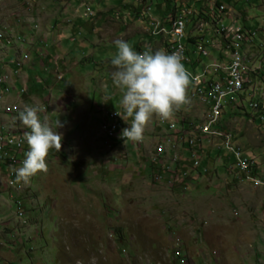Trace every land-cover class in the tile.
<instances>
[{
	"label": "rangeland",
	"instance_id": "obj_1",
	"mask_svg": "<svg viewBox=\"0 0 264 264\" xmlns=\"http://www.w3.org/2000/svg\"><path fill=\"white\" fill-rule=\"evenodd\" d=\"M217 1L223 10L216 9ZM149 5L151 12L140 0H0V72L6 76L0 119L15 116L13 125L25 134L30 129L15 105H8L9 117L3 109L9 103L22 110L38 106L41 121L47 118L63 136L60 152L51 149L46 157L47 173L27 184L17 182L14 171L26 158V140L15 167L0 160V264H264V124L253 118L247 94L227 101L217 129L246 150L260 178L238 167L234 173L222 137L201 131L208 108L193 99L191 85L190 102L167 121L153 118L141 143H125L103 128L113 121L110 113H124L111 75L116 40L139 53H169V38L155 36L148 18L181 15L185 5L194 33L207 17L214 28L209 15L216 9L239 25L260 28L256 40L264 42V0ZM221 23L229 20L222 17ZM171 121L177 132L168 128ZM192 126L200 133H188V141H199L190 156H199L205 171L196 169L195 179L182 153L187 136L176 140ZM125 127L130 125L122 119L118 130Z\"/></svg>",
	"mask_w": 264,
	"mask_h": 264
},
{
	"label": "clouds",
	"instance_id": "obj_2",
	"mask_svg": "<svg viewBox=\"0 0 264 264\" xmlns=\"http://www.w3.org/2000/svg\"><path fill=\"white\" fill-rule=\"evenodd\" d=\"M117 51L112 55L113 84L122 93L120 101L124 114L117 112L130 127L122 129L125 143L141 142L144 132L153 118L164 122L172 118L182 105L190 102L187 89L191 74L184 67L179 52L167 53L160 49L139 53L123 40H116ZM38 106L25 105L19 111L25 132L28 151L22 166L14 169L16 181L27 184L39 173H47L46 157L51 149L60 152L63 136L48 123L41 121ZM130 120V123H129ZM61 127L60 121L55 125Z\"/></svg>",
	"mask_w": 264,
	"mask_h": 264
},
{
	"label": "built area",
	"instance_id": "obj_3",
	"mask_svg": "<svg viewBox=\"0 0 264 264\" xmlns=\"http://www.w3.org/2000/svg\"><path fill=\"white\" fill-rule=\"evenodd\" d=\"M240 1H250V0H240ZM151 0L140 1L142 4H147ZM218 9L217 6H215ZM212 8V7H211ZM212 9L211 17H218L217 26H223L224 28H231V37L223 38V34L220 36H213V29L211 31L203 32V39L200 41H209L214 44V57L220 58V53L223 51H231V53H239L238 63H227V60H222L221 67H213L209 74L206 76L198 75V68L205 59H207V53L213 52H202L201 49H198V43L194 46H186L185 38L190 33V13L189 9L184 5L183 12L181 13V19L177 24H175L170 32L177 38V46H172L169 49H176L182 57V63L186 70L191 74L190 80H192V87H197V89L201 90L204 94H206V85L207 83H217V91L215 94L211 95V103L212 110H216V105L221 101H229L232 100V95L237 94V77H243V70H250L251 75H255L256 83L261 84L263 82L264 75V42L258 43L256 40V36L258 35L259 29H251L246 26H242L238 24L237 19H230V15H220L218 12ZM219 10V9H218ZM217 11V10H216ZM221 11V10H219ZM222 17H226L229 20L228 25H223L221 23ZM264 22V19H263ZM201 32V31H195ZM208 33V34H207ZM211 36V37H210ZM217 46V47H216ZM0 85L2 84V78H0ZM25 90V88H22ZM8 87V92H9ZM257 90H259V86H257ZM5 96V95H2ZM260 97H253L252 93V101L251 105L248 107L251 109L253 113V118L255 121H258L260 124H264V111H259ZM8 105H15V109L21 111L20 106L17 103H9L6 104L3 109V114L7 117L10 116V112H8ZM121 113V112H119ZM124 113H121L123 115ZM15 116H10L7 121H1L0 119V147H6L7 153H9L10 162L13 161L14 156H12V148L16 144L17 141L25 140L24 133L17 131L16 126L13 125L11 121ZM110 118L113 119L111 122H107L103 128L108 131L109 134L111 132H115V137L119 140L121 138V132L118 130L120 123H122V118L117 115L116 111H113L109 115ZM14 120V119H13ZM174 122L171 121L168 123V128L174 130ZM217 126V124H216ZM173 128V129H172ZM182 134H178L176 140H182V137L185 135L187 138L185 139V145L187 146L186 150H183L182 153L187 155L185 160L187 163L189 162L191 165V170L196 174L192 175V178H197L199 175L196 172V169L202 174L205 171L201 170V163H199V156H190V148H196V142L199 141H188V133H200V127L192 126L191 129L184 128ZM181 133V131H179ZM112 136V135H111ZM180 137V138H178ZM231 135H228V138L221 139L222 141V152L224 153L226 158H230L232 161V171L235 173V168L237 165H245V171L255 172L256 176L260 178L259 170L260 167L258 164L247 161L244 158V148H240L239 150L231 149ZM142 142V141H141ZM139 142V143H141ZM158 152H156V156L161 157L164 154L165 149H163V141H159ZM182 157V156H179ZM174 165H176V157L174 156ZM161 162V160L159 161ZM180 166V165H179ZM162 169L166 170L169 174L171 168L162 167ZM263 173V172H262ZM191 174V173H190ZM187 175V174H186ZM10 177V176H9ZM154 177H161V173H157ZM13 182V178L10 177V183Z\"/></svg>",
	"mask_w": 264,
	"mask_h": 264
},
{
	"label": "bare ground",
	"instance_id": "obj_4",
	"mask_svg": "<svg viewBox=\"0 0 264 264\" xmlns=\"http://www.w3.org/2000/svg\"><path fill=\"white\" fill-rule=\"evenodd\" d=\"M140 1H144V0H140ZM145 5H146V8H143V10H145V12H151L152 11L151 5H147V4H145ZM221 6H223V9L225 7L224 4H220L219 6H217L219 10H223V9H220ZM180 19H181V15H174L173 18L169 19L168 24H167L168 26H165L163 24L164 22L161 23L160 21H157V20H154V22H151L152 32L154 35H157V36L158 35H164L166 37V39L169 38L170 41L168 44L169 45L168 48H171L172 46H177V38L170 32V30L172 29V27L175 24H177L179 22ZM164 20H165V18H164ZM164 20L162 19V21H164ZM216 24H218V20L216 21ZM216 27H218V26H216ZM201 28H203V26ZM217 29H218V31L217 30L216 31L219 34H223V38H230L231 37V32L229 30H227L228 28H224L223 26H219ZM216 35H218V34H216ZM189 37H190V35H189ZM194 39H197V38H194ZM191 41H193V39L190 40L189 42H191ZM185 45L188 46L187 45V37L185 38ZM205 47L207 49H209V47H207V46H205ZM198 49H201L202 52H208L207 49L202 48L201 46H198ZM173 52H177V50L176 49H169L170 54ZM210 55H211V53H207V58ZM224 56L226 57L224 60H227V63H238L239 53H231V51H226ZM221 65H222V61L213 60L211 63H209L207 65L204 64L203 68L201 70H198V75L199 76H206L207 74L210 73V71L213 69V67H221ZM0 78H2V84L4 86L6 76L1 75V72H0ZM190 81H191V87H192V80H190ZM255 85H256L255 75H251L250 70H243V77H237V94H233L232 97L233 96H239L241 94H247L246 97L249 96L247 101L249 100V105H251L252 93H253V97H260L261 103L259 104V111H264V75H263V82L260 84L259 90H257V86H255ZM3 90H5V92H8V86L3 87ZM216 91H217V83H207L206 94H204L201 90L197 89V87H192L191 94H192L193 99H196V100L204 103L208 108V118H207V120H205V123L202 125L201 131L208 134V135L221 136L222 139H226V138H228V135L221 134L220 132H218L217 127L220 124L219 122H220V119L222 118L223 108L225 107L227 101H221L220 103H218L216 105V110L213 111L212 110V103H211V95H209V94H215ZM216 124H217V126H216ZM24 145H25L24 140H20V141H17L16 144L12 148V156H14L15 158H13V161H11V162L13 163L14 167L17 164V161H19L17 159L16 151H18V154H19L20 150L23 148ZM231 149L232 150H239L233 146L232 141H231ZM3 158H5L6 161L10 160L9 159V153H7L6 147H0V160L4 161L5 159L3 160ZM244 158L247 159V161H249V162H253L252 159L246 157L245 155H244ZM237 167L239 168L240 171H245V165H237Z\"/></svg>",
	"mask_w": 264,
	"mask_h": 264
},
{
	"label": "crops",
	"instance_id": "obj_5",
	"mask_svg": "<svg viewBox=\"0 0 264 264\" xmlns=\"http://www.w3.org/2000/svg\"><path fill=\"white\" fill-rule=\"evenodd\" d=\"M177 1V0H176ZM209 8H211V7H209ZM198 13V12H197ZM178 14V13H177ZM176 14V15H177ZM174 15H175V13H172V14H168V15H166V16H164L163 18L162 17H154V16H149V19L151 20L150 22H154V20H157V21H160L161 23H163L165 26H168L167 24H168V21H169V19L170 18H173L174 17ZM179 15V14H178ZM224 15H226V14H224ZM228 15H229V13H228ZM210 17H211V15H209ZM245 16V15H244ZM244 16L242 17H240L239 18V20L241 19V18H243L244 19ZM191 17H192V15H190V21H191ZM194 17V16H193ZM192 17V18H193ZM157 18V19H156ZM164 20V18H165V20L164 21H162V19ZM212 19H213V23H215L216 24V21L218 20V17H211ZM168 19V20H167ZM217 19V20H216ZM230 19H236L235 18V16H233V15H230ZM167 20V21H166ZM216 20V21H215ZM212 23V24H213ZM205 24H207L208 26H209V28H207L209 31H211V27H210V25L208 24V22H207V19H206V22L204 21V22H202V26L204 27V25ZM216 26H217V24H216ZM216 26H214L216 29H213V36H217L216 34H218V27H216ZM200 30V29H199ZM198 30V31H199ZM206 29L205 28H203L202 30H200L201 32H197V33H190L189 35H190V37H189V35H187V45L188 46H194V45H196L197 43H198V46H201L202 48H205V49H207L205 46H207V47H211V49H213L214 48V44L213 43H210L209 41H201L200 42V40L201 39H203V32H207V31H205ZM217 30V31H216ZM155 36H157V35H155ZM201 38H200V37ZM191 37L192 38H197V39H195V41L194 42H189V38L191 39ZM200 38V39H199ZM204 46V47H203ZM211 49L209 50V51H211ZM214 50H212V52H213ZM225 53H226V51H223L222 53H220V58H218V57H214V55L212 56V54L208 57V59H210V61L209 62H205L206 61V59H205V61H204V63L202 62L201 63V65L199 66V68H198V70H201L202 68H203V66H204V64H209V63H211L213 60H220V61H222L223 60V58L225 59L226 57L224 56L225 55ZM190 85H191V82H190ZM190 87V86H189ZM190 93V92H189ZM183 126H185V125H183Z\"/></svg>",
	"mask_w": 264,
	"mask_h": 264
},
{
	"label": "trees",
	"instance_id": "obj_6",
	"mask_svg": "<svg viewBox=\"0 0 264 264\" xmlns=\"http://www.w3.org/2000/svg\"><path fill=\"white\" fill-rule=\"evenodd\" d=\"M151 1H152V0H151ZM169 1H170V0H169ZM216 4H217L216 6H219V5H220V1H217V3H216ZM166 6H168V7H169V3H168V4H166ZM143 8H146V5H145V4L143 5ZM172 13H173V11H171V14H172ZM164 14H165V15H168V14H170V13H169V12H167V13H164ZM162 15H163V14H162ZM162 18H163V17H162ZM208 19H209V18L207 17V21H208ZM192 39H193V41H195V39H194V38H191V39L189 38V41H190V40H192ZM193 41H192V42H193Z\"/></svg>",
	"mask_w": 264,
	"mask_h": 264
}]
</instances>
